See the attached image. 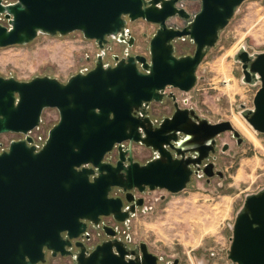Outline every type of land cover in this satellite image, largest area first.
Here are the masks:
<instances>
[{
  "label": "water",
  "instance_id": "95a60500",
  "mask_svg": "<svg viewBox=\"0 0 264 264\" xmlns=\"http://www.w3.org/2000/svg\"><path fill=\"white\" fill-rule=\"evenodd\" d=\"M179 1L0 0L1 48L28 44L40 34L76 31L100 48L91 70L65 82L48 75L28 81L0 75V136L24 135L0 153V264L43 263L45 248L53 256L71 255L75 264H158L159 256L145 242L141 255L126 259L130 253L118 240L89 251L79 237L87 221L98 226L101 217L112 216L126 222L145 203L136 190H185L192 167L204 154L215 152V138L222 132L231 130L241 145L244 138L232 122L212 123L192 107L176 103L174 113L158 126L147 115L148 104L162 101L167 88L184 93L194 88L208 50L246 0H199L201 8L193 15L178 7ZM175 16L187 21L183 28L169 25ZM139 19L157 25L149 56L114 54L115 63L106 64L110 39L132 47L136 38L128 23ZM186 38L195 51L178 55L176 44ZM235 59L243 81L259 85L253 107L243 105L242 116L264 133V52L250 53L242 46ZM48 108L57 109L59 119L38 148L31 134ZM136 144L159 156L140 162L134 155ZM112 152L116 160L108 159ZM103 228L108 236L116 234L108 225ZM232 232L228 259L264 264V188L246 196Z\"/></svg>",
  "mask_w": 264,
  "mask_h": 264
},
{
  "label": "rangeland",
  "instance_id": "374dc122",
  "mask_svg": "<svg viewBox=\"0 0 264 264\" xmlns=\"http://www.w3.org/2000/svg\"><path fill=\"white\" fill-rule=\"evenodd\" d=\"M179 5L193 15L200 10L201 1L181 0ZM168 23L183 28L187 21L175 16ZM128 28L136 38L135 44L128 47L111 38L106 46V64L115 63L114 54L149 56V41L157 25L139 19L129 21ZM242 46L250 53L264 52V0H246L237 8L198 67L194 88L186 93L176 91L182 104L186 100L187 107L210 122H232L244 141L238 145L229 132L220 137V147L229 143L225 153L218 152L217 168L223 171V178L215 177L206 183L205 178L195 176L178 193L161 189L141 193L145 203L131 218L129 233L134 244L145 242L152 253L162 258V264H174L175 260L178 264H233L228 250L236 215L247 195L264 188V133L254 130L242 116L243 105L253 107L259 85L243 81L241 63L235 59ZM195 48L186 38L177 42L176 53L191 54ZM99 52L95 40L86 39L80 31L65 36L40 34L25 45L0 47V75L22 81L48 75L65 82L84 68L94 67ZM164 111L168 113L170 109L166 107ZM58 119L57 109H45L35 137L47 135ZM17 137L11 133L1 135L0 148L8 147L10 140ZM135 147L139 161L145 162L149 150L142 145ZM108 158H112L111 154Z\"/></svg>",
  "mask_w": 264,
  "mask_h": 264
},
{
  "label": "flooded vegetation",
  "instance_id": "af4514ba",
  "mask_svg": "<svg viewBox=\"0 0 264 264\" xmlns=\"http://www.w3.org/2000/svg\"><path fill=\"white\" fill-rule=\"evenodd\" d=\"M177 90L178 89L167 88L165 90V94L163 96L162 101H160V102L152 101L148 104L147 110H146L147 115L153 121L154 126L160 125V123L163 121L164 118H166L167 116H171L174 113L175 108H176V103H178V105L182 108L187 107L188 104H187L186 100L183 101V104L180 101L178 94L176 92ZM171 94H174L176 99H174L171 96ZM166 107L170 109V112L166 113L164 111V108H166ZM226 132H229L230 133L229 137L238 143V139L234 136V133L231 130H228ZM226 132H222L221 134L216 136V138H215V141H216L215 152L210 151L208 154L207 153L204 154L205 158L201 161V163L198 162L197 167H192L194 169V174L192 175V180L196 176V177H200V178H205L206 183H210L213 178L220 177L217 173L220 170L219 168H217L218 152L221 151V152L225 153L229 149V143L224 142L223 145L220 147L219 146L220 145L219 139L222 136V134H224ZM243 141H242V143H243ZM226 144H228V145L226 146ZM136 145H141V144H136ZM142 146H144L145 149L149 150V153H150L148 159H146L145 162L159 156V154L156 151H154L153 148L147 147L145 145H142ZM7 148L8 147L0 148V153L4 149H7ZM113 154L114 153L112 152L111 153L112 158L110 160H114V159L116 160L117 153L114 154V158H113ZM134 155H135V158L137 160H140L137 157V151H135V146H134ZM187 155H192L193 157L197 158L201 154L189 152V153H187ZM145 162H143V163H145ZM197 170H198V173L196 172ZM206 173H212L213 175L211 177H208L206 175ZM223 177H224V175H223ZM147 191L150 192L149 190H147ZM134 193L136 194V197H141L140 196L141 193L138 192L137 190ZM130 205H131L130 203H126L125 207H129ZM140 207H142V206H140ZM140 207L136 208V212L138 211V209ZM135 215H136V213L134 215L131 214L127 218L126 222L116 221L112 216H103V217H101V221H100L98 226H95L90 221H87L86 230L80 235L79 240L81 242L85 243V245L89 251H92V249H94L97 245L102 244L105 241L118 240L122 244H124V246L126 247V249L130 253V255L126 256V259H132V258H135L136 256L138 257L139 255L142 254V243L143 242H141L139 244H134L133 239L129 233L130 221H131V218ZM104 225H108V226L112 227L111 231L115 232L116 234L114 236H108L106 234V231L103 228ZM148 250L150 251L149 247H148ZM44 251L46 254L45 255L46 261L43 263H39V264H75V258L72 257L71 255L62 256L60 254H57L56 256H53L52 252L50 250H48L47 248H45ZM159 258L160 259L158 261V264H162V263H160L162 261V258L161 257H159ZM166 264H172V262L167 261ZM174 264H178V260H175Z\"/></svg>",
  "mask_w": 264,
  "mask_h": 264
},
{
  "label": "built area",
  "instance_id": "2783aa9c",
  "mask_svg": "<svg viewBox=\"0 0 264 264\" xmlns=\"http://www.w3.org/2000/svg\"><path fill=\"white\" fill-rule=\"evenodd\" d=\"M180 1H181V0H180ZM180 1L177 3V6H178V7H180V5H179ZM92 68H93V67H91V68H84L82 71H83V72H87V71L91 70ZM11 134H16V133H11ZM16 135H18V137L15 138V139L24 138V135H22V134H16ZM31 135H32V137H33V139H34V144H35L38 148H41V147L43 146V144L45 143L48 134H47V135H43V136L35 137L34 132H32ZM11 140H12V139H11ZM11 140H10V141H11ZM9 143H10V142H9Z\"/></svg>",
  "mask_w": 264,
  "mask_h": 264
},
{
  "label": "bare ground",
  "instance_id": "6f19581e",
  "mask_svg": "<svg viewBox=\"0 0 264 264\" xmlns=\"http://www.w3.org/2000/svg\"><path fill=\"white\" fill-rule=\"evenodd\" d=\"M227 81H229V80H227ZM237 120V119H236ZM238 121H239V123L243 126V128L255 139V137L253 136V134L250 132V130H248L247 128H246V126L238 119ZM256 140V139H255Z\"/></svg>",
  "mask_w": 264,
  "mask_h": 264
},
{
  "label": "crops",
  "instance_id": "0c3cea01",
  "mask_svg": "<svg viewBox=\"0 0 264 264\" xmlns=\"http://www.w3.org/2000/svg\"><path fill=\"white\" fill-rule=\"evenodd\" d=\"M61 81H64V80H61ZM135 150H136V147H135Z\"/></svg>",
  "mask_w": 264,
  "mask_h": 264
}]
</instances>
